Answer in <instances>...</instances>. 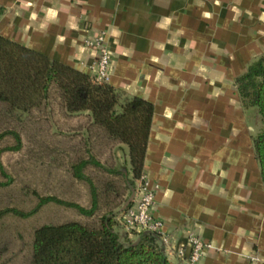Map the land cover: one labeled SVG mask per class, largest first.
Instances as JSON below:
<instances>
[{"label":"crops","instance_id":"obj_1","mask_svg":"<svg viewBox=\"0 0 264 264\" xmlns=\"http://www.w3.org/2000/svg\"><path fill=\"white\" fill-rule=\"evenodd\" d=\"M102 30L107 81L154 104L143 172L168 258L190 263L196 235L213 246L195 264H264L263 124L236 84L264 53V0H0L4 35L89 73Z\"/></svg>","mask_w":264,"mask_h":264},{"label":"trees","instance_id":"obj_2","mask_svg":"<svg viewBox=\"0 0 264 264\" xmlns=\"http://www.w3.org/2000/svg\"><path fill=\"white\" fill-rule=\"evenodd\" d=\"M236 84L262 117L253 146L264 183V53ZM153 113L151 100L0 31V191L12 195L19 181L33 196L29 208L0 207V217L39 219L28 260L18 262L174 264L157 233L133 238L119 215L143 174ZM0 264L12 263L0 256Z\"/></svg>","mask_w":264,"mask_h":264},{"label":"built area","instance_id":"obj_3","mask_svg":"<svg viewBox=\"0 0 264 264\" xmlns=\"http://www.w3.org/2000/svg\"><path fill=\"white\" fill-rule=\"evenodd\" d=\"M85 43L97 49L98 55L91 67V74L98 80H107L111 72L113 57L106 44V31L85 38ZM156 186L151 185L147 175L143 172L137 192L131 204L121 213L120 219L126 231L130 233L140 231H153L161 234L163 221L155 216ZM192 246L189 262L195 264L201 255L213 245L202 238L192 235ZM182 252V249H179Z\"/></svg>","mask_w":264,"mask_h":264},{"label":"rangeland","instance_id":"obj_4","mask_svg":"<svg viewBox=\"0 0 264 264\" xmlns=\"http://www.w3.org/2000/svg\"><path fill=\"white\" fill-rule=\"evenodd\" d=\"M260 114V112H259ZM260 120L263 124L260 114ZM126 156V155H125ZM120 157L123 159V154L120 152ZM20 154H11L8 161L12 164L15 163ZM27 188L22 187L21 182L16 183L12 195L6 189L0 191V207L6 206L8 203L11 205H18L20 207L29 208L33 203V196L31 193L26 192ZM23 191L26 192L23 193ZM39 221L34 217L21 218L7 213L0 217V256L9 259L12 264H23L22 260H28L30 252V238L31 227L34 223ZM21 262H18V260ZM25 260V261H26Z\"/></svg>","mask_w":264,"mask_h":264}]
</instances>
